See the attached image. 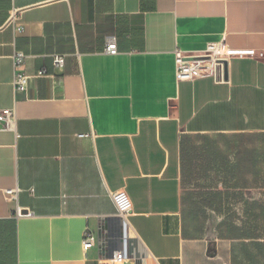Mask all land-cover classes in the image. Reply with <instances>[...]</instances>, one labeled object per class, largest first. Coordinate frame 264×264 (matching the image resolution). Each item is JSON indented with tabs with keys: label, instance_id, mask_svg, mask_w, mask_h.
<instances>
[{
	"label": "crops",
	"instance_id": "1",
	"mask_svg": "<svg viewBox=\"0 0 264 264\" xmlns=\"http://www.w3.org/2000/svg\"><path fill=\"white\" fill-rule=\"evenodd\" d=\"M222 39L255 56L222 62V80H176V49L197 57ZM14 51L30 76L19 94ZM259 53L264 0H0V109L16 114L15 129L0 130V264H264L254 227L227 237L192 218L223 213L199 211L206 194L187 185L199 184L200 145L182 148L184 137L264 133ZM54 55L64 56L61 68ZM119 189L136 239L128 259L106 262L81 237L89 227L119 246L110 195Z\"/></svg>",
	"mask_w": 264,
	"mask_h": 264
},
{
	"label": "rangeland",
	"instance_id": "2",
	"mask_svg": "<svg viewBox=\"0 0 264 264\" xmlns=\"http://www.w3.org/2000/svg\"><path fill=\"white\" fill-rule=\"evenodd\" d=\"M191 144L200 145L198 157L201 164L194 165L192 175V180L199 179V184L188 183V188L198 193L212 191L219 187L216 182L222 181L221 177L228 187L223 189L228 196L254 197L252 205L250 200L243 204L232 202L229 211L221 215L210 213L205 224L227 237L239 235V232L232 231L231 224L254 227V235L264 238V133L193 137ZM207 159L210 163L206 167L209 168L204 169L202 163ZM218 165L223 169H218ZM244 185L246 190H243Z\"/></svg>",
	"mask_w": 264,
	"mask_h": 264
},
{
	"label": "built area",
	"instance_id": "3",
	"mask_svg": "<svg viewBox=\"0 0 264 264\" xmlns=\"http://www.w3.org/2000/svg\"><path fill=\"white\" fill-rule=\"evenodd\" d=\"M104 52L107 54H116L118 52L115 36L107 37ZM250 56L254 57L253 51H242L230 49L226 46L225 40L219 42L207 43L203 54L197 57L185 55L179 49L174 52L175 57V77L177 81H190L197 77L213 75L222 80L221 63L231 57ZM264 57L263 53L258 54ZM12 86L15 94L24 92L30 80V76L25 73L23 66L26 56L21 51H14L12 56ZM211 61L215 66L214 69L201 65L202 61ZM53 64L61 68L64 64V56L54 55ZM219 67V71L217 68ZM46 75L45 70H40L37 76ZM16 124V114L14 108L0 109V130H14ZM18 189H5L4 194L8 200L16 199ZM111 199L117 210V218L119 220V235L117 237L119 246L116 248L109 247V237L106 235H98L89 227L82 232L81 246L84 251L96 248L102 253L103 260L106 262H122L131 255L129 252L130 242L136 239L135 232L129 222L132 214V204L124 190L119 189L110 193Z\"/></svg>",
	"mask_w": 264,
	"mask_h": 264
},
{
	"label": "trees",
	"instance_id": "4",
	"mask_svg": "<svg viewBox=\"0 0 264 264\" xmlns=\"http://www.w3.org/2000/svg\"><path fill=\"white\" fill-rule=\"evenodd\" d=\"M204 137V136H202ZM191 144V137H184V139H182V148L185 150V148H187L188 145ZM222 188V189H221ZM221 188L216 187V189L212 190V191H206L205 194L206 196L203 197L200 201H199V211L201 212L200 207H205L206 209H211L216 213H224V211H229V206L232 205V202H230L226 197L227 194L225 193V190L223 189H227L228 187L226 185H221ZM223 194H225V198H223ZM254 204V203H252ZM193 213H198V210L196 208L192 209ZM193 219H196L197 223L199 224H204L206 219H207V215H196L193 214ZM231 229L234 232H238L239 227L237 225L231 224Z\"/></svg>",
	"mask_w": 264,
	"mask_h": 264
}]
</instances>
